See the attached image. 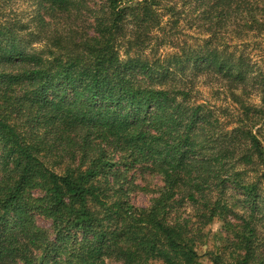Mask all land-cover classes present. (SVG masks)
Listing matches in <instances>:
<instances>
[{
    "label": "trees",
    "instance_id": "16d2710c",
    "mask_svg": "<svg viewBox=\"0 0 264 264\" xmlns=\"http://www.w3.org/2000/svg\"><path fill=\"white\" fill-rule=\"evenodd\" d=\"M261 36L264 0H0V264H264Z\"/></svg>",
    "mask_w": 264,
    "mask_h": 264
},
{
    "label": "rangeland",
    "instance_id": "374dc122",
    "mask_svg": "<svg viewBox=\"0 0 264 264\" xmlns=\"http://www.w3.org/2000/svg\"><path fill=\"white\" fill-rule=\"evenodd\" d=\"M25 8L26 6H18V9ZM186 34L190 38L195 37V33L193 31H187ZM193 41L195 40H191V42ZM245 45H247L245 51L248 53V63L250 68H248L249 71L246 74L242 89L245 90V95L247 96L248 102L251 105L259 106L262 104L261 100L264 95V78L262 76L264 69V36H261L257 39H248ZM221 86L222 85L217 82H212L209 86L199 87L201 91L200 101L206 102L212 106V109L218 114L221 113L220 111L223 109H228V111L232 114L234 112L237 113L236 106L231 100H229L226 92ZM225 119L227 122L230 118ZM128 179L130 180L129 176ZM133 179L134 185H138L139 188H132L131 191L127 193L128 201L138 207L148 206L151 197H153L152 195L155 187L160 185L159 177L152 178L149 177L147 173L136 172V174L133 176ZM37 223L43 228H50V222L44 220L43 218L38 217ZM221 227L222 223L215 220L214 223L208 227L207 232H209L211 235L219 233L221 231ZM203 251L204 249H202L201 253H203Z\"/></svg>",
    "mask_w": 264,
    "mask_h": 264
}]
</instances>
